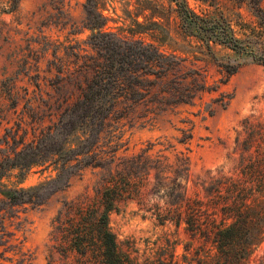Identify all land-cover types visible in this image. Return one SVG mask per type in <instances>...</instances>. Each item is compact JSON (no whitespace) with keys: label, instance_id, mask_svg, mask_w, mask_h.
Wrapping results in <instances>:
<instances>
[{"label":"trees","instance_id":"trees-1","mask_svg":"<svg viewBox=\"0 0 264 264\" xmlns=\"http://www.w3.org/2000/svg\"><path fill=\"white\" fill-rule=\"evenodd\" d=\"M168 1L175 7L181 33L199 41V53L216 60L213 46H222L249 56L264 67L263 0H231L239 5L245 3L248 21L240 15L225 16L216 7L213 9L217 11L211 15H197L186 0ZM199 1L212 7L215 0ZM18 4L19 0H0V16L14 13ZM61 9L62 5L55 8L62 13ZM83 12L82 22L91 33L88 46L94 54L75 55L76 60L82 58L78 70L89 71L83 85L78 86L75 99L62 106L56 121L42 127L28 141L17 139V132L10 134V128H3L0 258L9 263L14 261L13 264L31 263V253L10 242L13 232L8 227L18 218L14 207L39 208L51 195L65 188L71 176L90 166L104 171L96 195L81 202H63L54 218V248L59 254L66 258L77 254L90 264H132L128 256L119 252L108 227V217L127 201L141 202L148 190L151 202L146 210L159 224L182 227L189 234L198 235L203 245L208 246L199 264H246L253 251L264 243V120L241 121V131L234 138L232 153L236 156L232 170L207 172L199 195L190 196L185 191V161L167 163L144 150L129 156L116 154L125 144L122 140L125 123L132 126L135 122H151L159 115L177 112L180 106L193 105L200 94L216 91L236 66L218 63L225 77L218 84L208 85L200 70L185 68L184 57L163 49L175 43L166 29L155 25L158 31L149 33L151 41L145 42L140 36L148 33L139 31L141 25L136 21L132 22L133 28L123 31L124 35L107 31V18L97 12L95 0H85ZM5 27L0 19L3 42L8 41ZM34 52L28 49L25 56L18 57L12 51L9 57L20 68L29 63L28 59L37 63ZM33 77L38 87L37 74L28 78ZM14 82L12 77L1 82V89L10 101ZM229 98L219 92L210 99L206 111L212 114L216 107L224 108ZM11 105L15 107L16 102ZM180 122L189 123L186 119ZM179 130L180 142L191 136L190 127ZM48 168L55 171V177L37 185H8L2 181L17 171L20 183L26 173ZM166 243V247L173 244ZM5 252L11 255L5 256ZM172 256L168 254L165 264H171Z\"/></svg>","mask_w":264,"mask_h":264},{"label":"rangeland","instance_id":"rangeland-1","mask_svg":"<svg viewBox=\"0 0 264 264\" xmlns=\"http://www.w3.org/2000/svg\"><path fill=\"white\" fill-rule=\"evenodd\" d=\"M186 2L197 15H211L218 10L233 18L240 15L244 21L249 18L245 3L215 0L211 7L199 0ZM84 3L85 0H19L14 13L0 16L8 31V41H0V137L4 134L3 128L7 127L11 129L10 134L17 132V139L30 140L42 127L56 121L62 106L72 102L79 93L78 86L83 85L89 71L78 70L82 58L76 60L75 55L94 54L88 46L91 33L82 22ZM95 3L97 12L107 18L105 28L109 32L124 35L123 31L133 28L132 22L136 21L141 25L138 30L148 33L140 37L149 42L147 35L159 29L155 25L166 29L175 43L163 46V49L184 57L185 68L200 70L208 85L218 84V80L225 77L223 67L218 63L236 66L227 80L219 83L216 91L200 94L191 106H180L175 113L159 115L143 124L135 122L128 126L122 120L125 144L117 150V155L129 156L144 150L151 156H160L167 163L185 161V191L190 196L199 195L207 172L232 170L236 156L232 153L234 138L241 131V121L245 118L264 120V67L249 56L222 46H213L216 60L199 53V41L181 33L175 7L168 0H95ZM58 5H62V13L55 10ZM262 6L264 8V0ZM28 49L35 51L37 63L28 59L29 63L19 68L9 54L14 51L22 57ZM56 68L61 71L57 72ZM34 74L38 76V87L34 85V77L28 78ZM5 77L15 80L13 101L8 100L1 89ZM219 92L230 98L224 108L216 107L208 114L207 105ZM14 101L16 106L11 107ZM181 119L189 123H181ZM187 127H190L191 136L180 142L179 129ZM16 172L3 177L2 181L8 185L33 186L55 177V171L48 168L26 173L19 183L20 175ZM78 172L79 175L69 178L65 188L51 195L39 208L14 207L18 218L8 227L13 232L10 242L31 253L30 264H90L77 254L66 258L54 248V218L62 203L93 198L104 171L87 166ZM145 192L146 197L138 204L134 200L127 201L118 211L109 214L108 227L115 236L119 252L128 256L132 264H165L170 253L173 254L171 264H199L208 246L203 245L198 235H191L182 227L159 224L146 210L151 201L149 191ZM167 241L173 242L171 248L166 247ZM4 254L10 256L11 252ZM0 262L14 263L2 258ZM246 264H264V243L253 251Z\"/></svg>","mask_w":264,"mask_h":264}]
</instances>
